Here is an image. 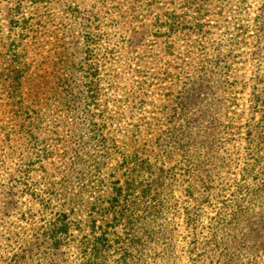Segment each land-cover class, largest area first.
<instances>
[{"label":"trees","instance_id":"1","mask_svg":"<svg viewBox=\"0 0 264 264\" xmlns=\"http://www.w3.org/2000/svg\"><path fill=\"white\" fill-rule=\"evenodd\" d=\"M30 2L39 6L49 0ZM202 4L203 0L191 2L196 12L203 11ZM254 22V57L262 74L252 89L254 116L245 130L246 158L227 195H222L224 189L215 185L209 170L193 173L177 163L168 167L176 151L184 157L189 152L205 153L208 144H200V139L214 136L215 121L203 122V118L188 115L193 101L202 103L210 96L212 87L204 75L183 82L182 91L169 108L167 129L146 143L144 152L130 155L124 150L126 141L122 145L118 139L127 112L122 104L117 109L115 82L105 81L97 65L71 77L38 71L29 45L19 39L13 41L11 49L16 52L10 55V65L14 70L0 75V96L2 92L8 94L7 102L0 100V177L16 162L15 182L24 209L18 211L17 224L6 228L9 234L18 228L27 231L26 224L41 222L40 237L49 250L51 264L56 252L68 243L70 231L83 230L81 221L70 218L74 208H65L60 201L77 164L56 160L58 155L48 143L72 131L80 143L87 135L86 144L95 150L87 159L78 157L82 168H87L80 179L91 178L89 185L82 187L100 188L97 197L86 203L89 215L95 214L100 220L92 217L85 224L89 233L77 247L84 259L81 264H181L183 259L186 264H264V0L258 2ZM19 28L21 33H37L31 19L20 21ZM198 32L204 33L202 28ZM5 107L13 113L5 115ZM16 137L26 142L17 150L7 143ZM162 148L167 155H152L147 150ZM103 159L111 160L106 176L101 170L106 164ZM51 178H57L60 187H55ZM178 188L187 200L184 205L178 202ZM214 199L219 206H214ZM207 207H213L215 214L204 227L202 209ZM253 209L254 220L241 223ZM47 214L52 215L49 220L42 218ZM175 222H183L188 234L182 238L187 241L181 251L175 248L179 239L174 234ZM11 238H16L15 244L0 256V264H26L28 251L23 242L17 236Z\"/></svg>","mask_w":264,"mask_h":264},{"label":"rangeland","instance_id":"2","mask_svg":"<svg viewBox=\"0 0 264 264\" xmlns=\"http://www.w3.org/2000/svg\"><path fill=\"white\" fill-rule=\"evenodd\" d=\"M191 2L49 0L37 6L30 0H0V75L14 70L10 55L16 51L11 49V43L18 39L29 45V54L41 72L71 77L97 65L105 81L116 84L117 109L122 104L127 112L122 119L123 130L117 133L122 145L126 141L124 150L130 155L144 152L146 143L167 129L169 108L182 91L183 82L192 76L204 75L212 87L210 96L202 103L193 101L188 115L203 118V122L215 121L214 136L200 139V144H208L205 153L189 152L184 157L176 151L168 167L177 163L178 167L183 170L188 167L193 173L197 169L209 170L215 185L224 189L222 195H227L233 190L246 158L245 130L248 120L254 116L252 89L262 74L254 57V16L259 0H203L201 12L194 11ZM24 19H31L37 33H21L19 22ZM199 28L204 33L198 32ZM7 97V91L2 92L0 100L7 102ZM125 99L127 102L119 104ZM4 112L5 115L13 113L9 107H5ZM5 121L9 123L8 119ZM111 129L108 127L107 132L112 134ZM70 133L69 136L61 133L56 141L48 143L58 155L56 160H66L70 166L73 161L77 164L73 165L76 169L60 201L65 208H74L70 218L81 221L83 230L70 231L68 243L56 252L51 264H81L84 259L77 247L82 237L89 233V226L85 224L92 217L100 220L95 214L89 215L86 206L92 197H97L100 188L82 187L89 185L87 181L91 178L87 175L85 180L80 179L81 172L87 168L78 163V157L82 159L84 155L87 159L95 150L91 144H86L87 135L80 143L77 137H72L74 132ZM7 143L16 150L26 144L24 139L17 137ZM147 150H151L152 155L168 154L163 148ZM66 152L68 155L62 158ZM103 161L106 164L101 170L106 176L111 160ZM18 168L15 162L7 174L0 177V256L6 255L9 245L15 244L13 235L28 251L26 264H50L49 250L40 237L41 222L26 224L27 231L18 228L9 234L6 230L17 224L18 211L24 209L21 190L15 182ZM51 181L55 187H60L57 178ZM43 185L42 191L45 190ZM177 195L179 204L184 205L187 200L180 188ZM213 203L216 207L220 205L217 199ZM202 211L205 227L215 212L213 207ZM51 216L47 214L42 218L49 220ZM253 218L254 209L243 216L241 223ZM174 234L179 237L175 248L185 249L187 240L182 238L188 234L183 222L177 225ZM186 262L183 259L181 264Z\"/></svg>","mask_w":264,"mask_h":264}]
</instances>
